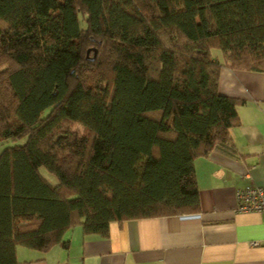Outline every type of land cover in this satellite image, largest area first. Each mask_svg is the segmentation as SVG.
Returning <instances> with one entry per match:
<instances>
[{
    "label": "trees",
    "instance_id": "16d2710c",
    "mask_svg": "<svg viewBox=\"0 0 264 264\" xmlns=\"http://www.w3.org/2000/svg\"><path fill=\"white\" fill-rule=\"evenodd\" d=\"M221 66L264 71V0H0V264L197 211L194 159L238 124Z\"/></svg>",
    "mask_w": 264,
    "mask_h": 264
},
{
    "label": "crops",
    "instance_id": "0c3cea01",
    "mask_svg": "<svg viewBox=\"0 0 264 264\" xmlns=\"http://www.w3.org/2000/svg\"><path fill=\"white\" fill-rule=\"evenodd\" d=\"M218 90L240 101L238 124L194 159L197 211L115 220L107 236L74 225L65 244L18 245V264H264V212L238 211L235 197L248 185L264 188V71L221 66Z\"/></svg>",
    "mask_w": 264,
    "mask_h": 264
},
{
    "label": "built area",
    "instance_id": "2783aa9c",
    "mask_svg": "<svg viewBox=\"0 0 264 264\" xmlns=\"http://www.w3.org/2000/svg\"><path fill=\"white\" fill-rule=\"evenodd\" d=\"M236 209L238 211H258L264 212V188L256 185H248L241 189H236ZM256 245L257 242H252Z\"/></svg>",
    "mask_w": 264,
    "mask_h": 264
},
{
    "label": "rangeland",
    "instance_id": "374dc122",
    "mask_svg": "<svg viewBox=\"0 0 264 264\" xmlns=\"http://www.w3.org/2000/svg\"><path fill=\"white\" fill-rule=\"evenodd\" d=\"M221 51L218 49H213V53H220ZM88 55V53H87ZM23 141V139L17 140L18 143H21ZM14 141L8 140V141H0V151L7 145H11L14 144ZM42 171L50 178V179H55L53 176H51V174H49L45 169H42Z\"/></svg>",
    "mask_w": 264,
    "mask_h": 264
}]
</instances>
